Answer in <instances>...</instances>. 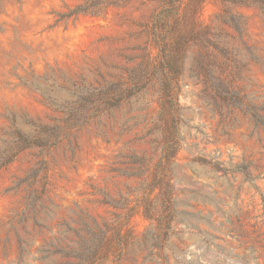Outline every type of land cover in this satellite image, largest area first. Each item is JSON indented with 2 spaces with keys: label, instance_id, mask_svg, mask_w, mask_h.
Segmentation results:
<instances>
[{
  "label": "rangeland",
  "instance_id": "rangeland-1",
  "mask_svg": "<svg viewBox=\"0 0 264 264\" xmlns=\"http://www.w3.org/2000/svg\"><path fill=\"white\" fill-rule=\"evenodd\" d=\"M85 4L95 6L72 14ZM159 7L0 0V154L15 128L31 135L71 112L82 121L55 147L26 149L0 170V264H39L32 260L48 241H123L111 264H264V12L219 0L198 12L226 51L208 49L226 92L186 61L172 205L163 211L160 190L146 191L165 134L161 74L151 72L158 51L149 45ZM141 77L144 87L117 108L99 116L86 107L93 90L129 89ZM32 181L44 186L34 208Z\"/></svg>",
  "mask_w": 264,
  "mask_h": 264
},
{
  "label": "trees",
  "instance_id": "trees-1",
  "mask_svg": "<svg viewBox=\"0 0 264 264\" xmlns=\"http://www.w3.org/2000/svg\"><path fill=\"white\" fill-rule=\"evenodd\" d=\"M159 9L152 15L149 25V45L158 51V61L153 67L152 73H160L161 112L160 120L164 123L165 134L161 155L155 164L152 179L146 185L148 193L159 189L161 192L162 210H169L172 203V188L168 179L170 166L174 162L180 150L179 131V106L178 92L179 82L185 70L187 60H191L197 73L204 77L207 85L216 81L218 87H213L215 93L224 94L225 87L218 75L213 77L209 66L215 57L209 48L226 56V51L220 47L214 33L207 27L199 26L197 16L206 0H158ZM222 3L241 2L252 5L264 12V0H219ZM94 4L83 5L74 10L72 14L86 13L93 10ZM190 9V19L187 10ZM226 12V11H225ZM238 30V28H236ZM148 70L141 69V73ZM220 72L222 70L220 69ZM134 79V78H133ZM132 87L127 89L118 85L109 86L106 90L92 91L85 101L86 107L92 110V114L101 115L103 112L117 108L123 100L129 99L144 87L142 77L133 80ZM209 87H212L210 85ZM212 88V89H213ZM74 112L60 123L51 126H39L31 135H27L15 128L11 133V143L0 154V170L15 160L17 155L26 149L40 148L50 149L65 140L72 131L78 129V123ZM33 181L28 183L26 199L29 207L34 208L44 191L33 187ZM103 238V236H102ZM19 242V261H24L28 255L27 249ZM123 241H48L39 250V257L32 262L39 264H111L118 262L122 256ZM57 257L58 261L54 259Z\"/></svg>",
  "mask_w": 264,
  "mask_h": 264
}]
</instances>
